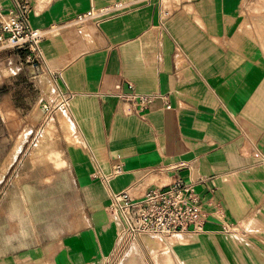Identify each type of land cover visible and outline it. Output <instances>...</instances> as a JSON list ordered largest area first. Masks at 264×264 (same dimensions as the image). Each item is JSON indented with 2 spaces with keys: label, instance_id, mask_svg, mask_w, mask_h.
<instances>
[{
  "label": "crops",
  "instance_id": "crops-1",
  "mask_svg": "<svg viewBox=\"0 0 264 264\" xmlns=\"http://www.w3.org/2000/svg\"><path fill=\"white\" fill-rule=\"evenodd\" d=\"M119 2L125 9L102 20L76 21ZM19 3L44 37L37 54L13 51L31 53L53 81L55 106L66 107L76 141L65 152L67 168L87 220L33 247L0 228V264H93L98 235L111 236L104 226L112 195L142 196L175 178L194 188L208 215L198 242L169 246L179 263L264 264V53L247 34L252 4L0 0L3 13ZM20 70L5 69L7 78L16 81ZM129 87L156 96L141 110L117 97ZM117 166L122 173L109 177ZM150 172L156 177L147 184ZM165 254L156 264H174ZM121 264L141 261L129 255Z\"/></svg>",
  "mask_w": 264,
  "mask_h": 264
},
{
  "label": "rangeland",
  "instance_id": "rangeland-1",
  "mask_svg": "<svg viewBox=\"0 0 264 264\" xmlns=\"http://www.w3.org/2000/svg\"><path fill=\"white\" fill-rule=\"evenodd\" d=\"M248 2L252 5L247 9L251 23L247 34L264 53V0ZM30 54L0 49V228H5L10 238H22L33 247L82 230L87 219L82 196L67 168L65 152L76 141L69 136L68 118L59 117L61 108L66 107L63 103L55 106L53 81L38 61L27 58ZM14 66L21 68L16 81L8 79L11 72L5 71ZM39 100L40 106L32 113ZM148 174L147 184L156 177ZM106 222L104 229L111 236L107 237V232L98 235L100 251L93 264H121L129 255L141 264H156V257L164 252L172 263L181 264L169 246L198 242L197 234L191 233L174 241L176 234L120 239V227L107 213ZM142 236L152 237L156 243L153 250Z\"/></svg>",
  "mask_w": 264,
  "mask_h": 264
},
{
  "label": "built area",
  "instance_id": "built-area-1",
  "mask_svg": "<svg viewBox=\"0 0 264 264\" xmlns=\"http://www.w3.org/2000/svg\"><path fill=\"white\" fill-rule=\"evenodd\" d=\"M124 9L125 5L119 2L80 14L76 21L82 22L91 17L102 20L111 12ZM27 14L28 7L25 4H16V8L7 13H3L0 6V49L29 50L34 54L38 53L44 33L30 27ZM129 88L130 92L127 93L119 89L117 97L122 101L132 102L141 110L147 109L156 96L135 92L132 87ZM167 108L170 106L167 105ZM164 171L161 168L154 172ZM121 173L122 169L117 166L109 177ZM108 213L112 221L120 227V239L124 236L133 238L141 234L166 237L178 233L199 234L208 220V215L194 188L180 178H175L166 187L150 188L138 197L131 189L115 193L108 206Z\"/></svg>",
  "mask_w": 264,
  "mask_h": 264
},
{
  "label": "bare ground",
  "instance_id": "bare-ground-1",
  "mask_svg": "<svg viewBox=\"0 0 264 264\" xmlns=\"http://www.w3.org/2000/svg\"><path fill=\"white\" fill-rule=\"evenodd\" d=\"M60 119L61 118H68V114H67V112L65 111V110H63V109H61V111H60ZM68 120V123H70V121H69V118L67 119ZM67 127H69V129H70V134H69V136L71 137L72 136V131H73V128H72V126H71V123L70 124H67ZM140 237V236H139ZM134 240V239H133ZM137 241V240H136Z\"/></svg>",
  "mask_w": 264,
  "mask_h": 264
}]
</instances>
